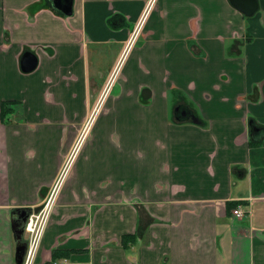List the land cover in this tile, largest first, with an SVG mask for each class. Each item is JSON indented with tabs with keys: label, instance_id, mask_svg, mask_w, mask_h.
I'll return each instance as SVG.
<instances>
[{
	"label": "crops",
	"instance_id": "obj_1",
	"mask_svg": "<svg viewBox=\"0 0 264 264\" xmlns=\"http://www.w3.org/2000/svg\"><path fill=\"white\" fill-rule=\"evenodd\" d=\"M256 1L248 16L231 0H159L124 54L147 0H73L71 15L0 0V264H17V213L48 194L121 58L34 264H264Z\"/></svg>",
	"mask_w": 264,
	"mask_h": 264
},
{
	"label": "built area",
	"instance_id": "obj_2",
	"mask_svg": "<svg viewBox=\"0 0 264 264\" xmlns=\"http://www.w3.org/2000/svg\"><path fill=\"white\" fill-rule=\"evenodd\" d=\"M157 0H147V4L145 7V10L139 19V21L136 23L132 34L129 36L126 48H125V53L126 54L134 45L136 40L139 39V34L142 33L143 25H144V20H146L147 16L149 15L151 9L155 5ZM124 57V56H122ZM123 58H121V62L119 63L116 71L120 72L121 71V65H122ZM115 74V73H114ZM113 74V76H114ZM112 76V78H113ZM111 78V79H112ZM111 89L107 88L105 89L102 94L105 98L107 96L108 91ZM100 100V98H99ZM101 108V105L97 106L95 112L89 117L88 121L86 122L84 128H83V134L81 135L83 140L76 141L74 149L72 152H70L67 157H65V160L63 161L55 179L52 185L49 188L48 194L44 197L41 206L38 210L33 211L29 218L27 219L26 222V227H25V232L27 233V238H28V245H27V250L24 256V260L22 264H34L35 258L38 254V251L41 246V242L43 240V236L45 233V230L48 226L49 220L54 212L55 205L58 201V198L60 196L61 190L64 187L65 183L67 182V179L70 176V173L73 168V164L76 160L77 153L79 152V149L86 137V134L88 133L97 113L99 112ZM93 112V111H92ZM234 214L238 217L243 216L244 212L239 206V208H236L233 210Z\"/></svg>",
	"mask_w": 264,
	"mask_h": 264
},
{
	"label": "water",
	"instance_id": "obj_3",
	"mask_svg": "<svg viewBox=\"0 0 264 264\" xmlns=\"http://www.w3.org/2000/svg\"><path fill=\"white\" fill-rule=\"evenodd\" d=\"M233 5H235L239 10H241L244 14L251 16L258 8V4L256 0H231ZM55 7H57L60 11L65 13L66 15H71L73 12V0H53ZM37 65V58L31 52H26L22 58V66L24 70L30 71L35 68ZM194 122H198L194 120ZM29 211L26 209L20 210V214L17 213L18 217H20L16 224L13 221L14 231L17 235V246H16V262L17 264L23 263V257L26 252L27 244L22 242L25 226L27 222V216Z\"/></svg>",
	"mask_w": 264,
	"mask_h": 264
},
{
	"label": "rangeland",
	"instance_id": "obj_4",
	"mask_svg": "<svg viewBox=\"0 0 264 264\" xmlns=\"http://www.w3.org/2000/svg\"><path fill=\"white\" fill-rule=\"evenodd\" d=\"M159 0H157V2H158ZM157 2L155 3V5L153 6V8L157 5ZM152 10V9H151ZM144 12V11H143ZM151 12V11H150ZM150 14V13H149ZM149 16V15H148ZM135 25L136 24H134V26H133V28H132V30H131V32H130V35L132 34V32H133V29H134V27H135ZM143 30V29H142ZM142 32V31H141ZM139 36H141V33L139 34ZM140 38V37H139ZM129 39V38H128ZM139 40V39H138ZM138 40H136V42L134 43V45L138 42ZM127 42H128V40H127ZM127 44V43H126ZM133 45V46H134ZM132 46V47H133ZM126 47V46H125ZM124 53H125V51H124ZM120 62H121V60H120ZM120 62H117L116 64H115V66H114V68H113V70H112V72H111V74H110V77L108 78V80H107V82H106V85H105V87H104V89L102 90V92L105 90V89H107V88H110L111 87V89L108 91V94H107V96H105V98H104V96H103V94L101 93V95H100V100H99V98H98V100H97V102H96V104H95V107H94V110H93V112H92V114L95 112V110H96V108H97V106H99V104L101 105V108H100V110H99V112L97 113V115H96V117L95 118H98V116H99V114H101L103 111H102V109L104 108V104H106L107 103V99H108V97H109V93L112 91V87L115 85V83L118 81V79H119V77H120V72H117L116 71V69H117V67H118V65H119V63ZM115 73V74H114ZM113 74H114V76H113ZM112 76H113V78H112ZM112 78V79H111ZM185 99V98H184ZM186 100V99H185ZM93 126V125H92ZM92 128V127H91ZM81 132V131H80ZM77 133V135H76V141H80V140H83L82 139V137H81V135L83 134V132L82 133ZM86 138V137H85ZM85 141H83V143H82V145H81V147H80V149H79V152L77 153V156H76V159H78L79 158V156H80V154H81V151H82V148H83V146H84V143ZM79 155V156H78ZM49 224V223H48Z\"/></svg>",
	"mask_w": 264,
	"mask_h": 264
},
{
	"label": "flooded vegetation",
	"instance_id": "obj_5",
	"mask_svg": "<svg viewBox=\"0 0 264 264\" xmlns=\"http://www.w3.org/2000/svg\"><path fill=\"white\" fill-rule=\"evenodd\" d=\"M176 111H178V113H177V114H179L178 117H181V115H182V116H191V115H192V114H190V111H189L186 107H184V106H180L179 108L176 109ZM95 119H96V118H95ZM95 119H94V121H95ZM87 121H88V120H87ZM87 121H86V122H87ZM94 121H93V123H94ZM86 122H85V124H86ZM93 123H92V125H93ZM85 124H84V126H85ZM92 125H91V127H92ZM84 126H83V128H84ZM91 127H90L88 133L86 134V138L84 139L85 142H86L87 138H89L88 135H89V132H90V130H91ZM83 128H82V130H81L80 133H82ZM85 142H84V143H85ZM42 201H43V200H42ZM42 201H41V203H42ZM41 203H40V205H38L37 207H31V211H30V213L28 214L27 219L29 218L30 214H31L33 211L38 210V209L40 208ZM25 227H26V226H25ZM22 242H25V240L22 241ZM25 243L27 244V242H25ZM27 245H28V244H27ZM16 246H17V245H16ZM26 250H27V248H26ZM25 253H26V252H25ZM24 256H25V255H24ZM23 258H24V257H23Z\"/></svg>",
	"mask_w": 264,
	"mask_h": 264
},
{
	"label": "trees",
	"instance_id": "obj_6",
	"mask_svg": "<svg viewBox=\"0 0 264 264\" xmlns=\"http://www.w3.org/2000/svg\"><path fill=\"white\" fill-rule=\"evenodd\" d=\"M2 106H3L4 113H6L7 111H9L11 109L8 102L3 103ZM126 240H127L126 243H131L134 241V237L128 236Z\"/></svg>",
	"mask_w": 264,
	"mask_h": 264
}]
</instances>
